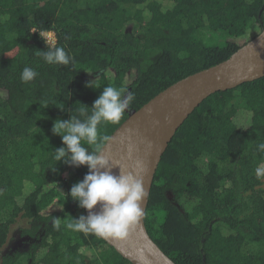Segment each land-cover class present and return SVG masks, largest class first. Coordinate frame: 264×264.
<instances>
[{
    "label": "trees",
    "instance_id": "trees-1",
    "mask_svg": "<svg viewBox=\"0 0 264 264\" xmlns=\"http://www.w3.org/2000/svg\"><path fill=\"white\" fill-rule=\"evenodd\" d=\"M263 30L264 0H0V250L16 220L28 221L25 250L0 264H130L100 238L66 228L86 215L68 193L88 169L52 158L63 146L53 122L78 115L77 103L90 108L110 85L135 97L118 124L98 126L110 137L132 111ZM38 33H54L72 62L45 63ZM26 66L38 72L27 83ZM261 143L264 77L209 96L178 129L144 217L174 264H264Z\"/></svg>",
    "mask_w": 264,
    "mask_h": 264
},
{
    "label": "clouds",
    "instance_id": "clouds-1",
    "mask_svg": "<svg viewBox=\"0 0 264 264\" xmlns=\"http://www.w3.org/2000/svg\"><path fill=\"white\" fill-rule=\"evenodd\" d=\"M38 34L47 49L38 50L45 63L67 66L72 62V57L62 46L48 44ZM37 76L38 72L28 66L20 74L21 81L25 83ZM85 87L97 88L94 81L86 82ZM134 98L131 92L125 94L124 89L109 85L103 87L90 108L77 103L80 106L78 115L71 114L69 119L53 122L51 131L60 136L63 146L52 151V158L56 163L63 161L69 167L86 166L88 169L83 179L74 183L68 193V197L86 210L87 215L70 217L67 229L104 239L123 238L127 236L130 225L143 216L141 205L147 193L140 173L144 170V162L134 158L136 144L130 138L126 144L121 141L126 158L131 161L130 165L122 168L119 164H110L109 157L102 154L103 146L111 137L100 136L98 132L102 123L118 124ZM82 142L95 146L94 150L89 151ZM258 150H264V143L258 145ZM114 165H119V175L112 174ZM256 174H264V165L256 168Z\"/></svg>",
    "mask_w": 264,
    "mask_h": 264
},
{
    "label": "water",
    "instance_id": "water-1",
    "mask_svg": "<svg viewBox=\"0 0 264 264\" xmlns=\"http://www.w3.org/2000/svg\"><path fill=\"white\" fill-rule=\"evenodd\" d=\"M262 77L264 30L224 62L173 84L139 110L132 111L112 133L111 140L103 146L102 154L109 157L110 164H119L122 168L130 165L124 147L130 138L137 146L134 158L144 162L140 176L147 193L141 205L143 216L130 225L127 236L100 238L122 259L130 264H174L151 240L144 224L154 175L161 158L178 129L204 100ZM119 165L111 167L113 175L120 174Z\"/></svg>",
    "mask_w": 264,
    "mask_h": 264
},
{
    "label": "rangeland",
    "instance_id": "rangeland-1",
    "mask_svg": "<svg viewBox=\"0 0 264 264\" xmlns=\"http://www.w3.org/2000/svg\"><path fill=\"white\" fill-rule=\"evenodd\" d=\"M127 30L129 31V30H131V28L128 27ZM207 35H210V34H207ZM66 177H67V175L65 174V178ZM27 227H28V221L27 220L21 219V218L16 220V222L11 227V233H10L8 243L6 244V246L2 250H0V258L3 255L10 253L12 251L25 250V248H26L25 241L28 242V240L22 238L20 232H21V230H23Z\"/></svg>",
    "mask_w": 264,
    "mask_h": 264
},
{
    "label": "built area",
    "instance_id": "built-area-1",
    "mask_svg": "<svg viewBox=\"0 0 264 264\" xmlns=\"http://www.w3.org/2000/svg\"><path fill=\"white\" fill-rule=\"evenodd\" d=\"M41 36L48 44H56V38L54 33H41Z\"/></svg>",
    "mask_w": 264,
    "mask_h": 264
}]
</instances>
